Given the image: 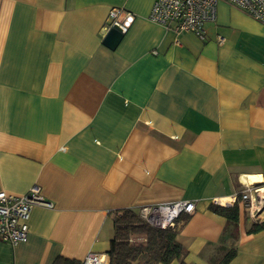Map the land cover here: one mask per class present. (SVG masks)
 Masks as SVG:
<instances>
[{
  "label": "crops",
  "instance_id": "0c3cea01",
  "mask_svg": "<svg viewBox=\"0 0 264 264\" xmlns=\"http://www.w3.org/2000/svg\"><path fill=\"white\" fill-rule=\"evenodd\" d=\"M153 2L0 0V191L37 184L53 204L0 242V264L81 262L108 251L114 210L186 200L187 263L234 244L226 264H264L243 203L235 243L210 203L264 186V23L220 0L201 40L150 21ZM112 7L132 17L107 47Z\"/></svg>",
  "mask_w": 264,
  "mask_h": 264
},
{
  "label": "built area",
  "instance_id": "2783aa9c",
  "mask_svg": "<svg viewBox=\"0 0 264 264\" xmlns=\"http://www.w3.org/2000/svg\"><path fill=\"white\" fill-rule=\"evenodd\" d=\"M220 0H154L148 14L152 22L164 26L174 33L190 32L199 39H205V23L214 20L216 4ZM230 5L246 12L254 20L264 23V0H224ZM124 15V20L119 17ZM132 15L121 8L112 7L105 21V29L112 24L123 25ZM224 37L218 35L217 42ZM240 200L247 209L251 221H260L264 211V186L245 184L242 191L230 197H213V206H226ZM53 207L51 201L44 197L41 188L33 184L21 195H11L0 191V242L15 244L26 238L27 221L33 206ZM195 211V202L191 200L175 201L147 205L138 209V215L147 223L159 227H175L184 214ZM80 264H108L107 252H89Z\"/></svg>",
  "mask_w": 264,
  "mask_h": 264
},
{
  "label": "trees",
  "instance_id": "16d2710c",
  "mask_svg": "<svg viewBox=\"0 0 264 264\" xmlns=\"http://www.w3.org/2000/svg\"><path fill=\"white\" fill-rule=\"evenodd\" d=\"M212 208L226 219L222 240L233 239L235 243L239 215L237 201L231 205ZM112 223L113 234L107 251L108 264H169L173 260H177L179 264H189L185 261L187 249L177 240L179 225L155 227L145 222L135 210L130 208L114 210ZM262 229H264V218L260 221H252L247 232L255 233ZM133 237L141 240L131 241ZM235 254V245L231 244L224 248V254L218 257V260L214 257L210 258L211 263L226 264ZM52 264H80V262L57 257Z\"/></svg>",
  "mask_w": 264,
  "mask_h": 264
},
{
  "label": "water",
  "instance_id": "95a60500",
  "mask_svg": "<svg viewBox=\"0 0 264 264\" xmlns=\"http://www.w3.org/2000/svg\"><path fill=\"white\" fill-rule=\"evenodd\" d=\"M124 29L125 27L123 25H118L116 23L112 24L107 30L102 43L107 47H113L121 38Z\"/></svg>",
  "mask_w": 264,
  "mask_h": 264
},
{
  "label": "rangeland",
  "instance_id": "374dc122",
  "mask_svg": "<svg viewBox=\"0 0 264 264\" xmlns=\"http://www.w3.org/2000/svg\"><path fill=\"white\" fill-rule=\"evenodd\" d=\"M136 212L138 213V211H136ZM135 240H136V241H140L141 239H140V238H134V237L131 238V241H135Z\"/></svg>",
  "mask_w": 264,
  "mask_h": 264
}]
</instances>
